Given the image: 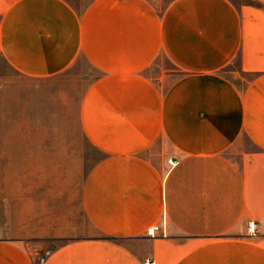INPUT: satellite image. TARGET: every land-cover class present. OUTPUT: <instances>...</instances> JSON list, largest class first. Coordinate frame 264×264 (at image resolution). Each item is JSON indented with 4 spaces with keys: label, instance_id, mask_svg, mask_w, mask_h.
<instances>
[{
    "label": "crops",
    "instance_id": "1",
    "mask_svg": "<svg viewBox=\"0 0 264 264\" xmlns=\"http://www.w3.org/2000/svg\"><path fill=\"white\" fill-rule=\"evenodd\" d=\"M80 57L96 233L36 259L38 233L2 226L0 264H264V0H0L16 73Z\"/></svg>",
    "mask_w": 264,
    "mask_h": 264
},
{
    "label": "rangeland",
    "instance_id": "2",
    "mask_svg": "<svg viewBox=\"0 0 264 264\" xmlns=\"http://www.w3.org/2000/svg\"><path fill=\"white\" fill-rule=\"evenodd\" d=\"M97 74L82 57L39 78L20 75L0 59V227L38 233L32 242L44 246L36 259L96 233L81 192L103 154L81 130L79 104Z\"/></svg>",
    "mask_w": 264,
    "mask_h": 264
},
{
    "label": "built area",
    "instance_id": "3",
    "mask_svg": "<svg viewBox=\"0 0 264 264\" xmlns=\"http://www.w3.org/2000/svg\"><path fill=\"white\" fill-rule=\"evenodd\" d=\"M169 163L172 165L175 163V161H173L172 159H169ZM248 227L250 230H253V222H249L248 223ZM158 231H161V234L163 235V231L162 228L159 227L158 225H153L150 226L146 229L145 233L147 236H155L157 234ZM253 232V231H252ZM144 264H155L154 261L152 259H147L145 260Z\"/></svg>",
    "mask_w": 264,
    "mask_h": 264
}]
</instances>
